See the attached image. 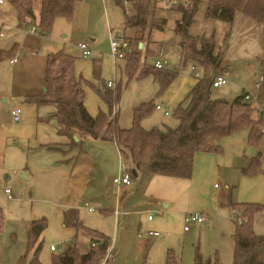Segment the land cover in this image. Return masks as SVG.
Listing matches in <instances>:
<instances>
[{"label":"crops","instance_id":"obj_1","mask_svg":"<svg viewBox=\"0 0 264 264\" xmlns=\"http://www.w3.org/2000/svg\"><path fill=\"white\" fill-rule=\"evenodd\" d=\"M83 2L77 3L75 9ZM39 10L40 0H32L30 14L21 20L13 2L4 0L0 3V207L3 213V202H14L11 205L22 211L26 219L23 222L27 232L31 221L44 218L45 227L40 240L45 250H50V245H54L55 249L50 251L54 252L60 246L62 252L65 244L73 241L82 252H86L92 237L64 222L65 210L76 209L84 227L110 239V246L115 252L112 264L135 263L133 254L140 250L144 257L142 264H167L169 252L175 264L180 260L183 262L186 242L190 238V227L187 231L183 229L184 214L200 213L206 216V221L193 225L212 226L224 218L223 209L229 212L232 207L239 208L236 204L263 206L254 213L252 226L256 234L264 237V162L253 175L244 171L251 160L264 158V133L257 147L248 143L244 131L225 138L219 152L197 153L190 178L144 175L131 179L128 185H117L113 178L120 175L123 169L113 141L78 136L75 141L80 142L77 144L73 139L59 134V127L51 117L54 111L52 106L36 105L26 100L29 96L44 93L47 57L64 51L75 58V75L83 79V102L91 116L95 117L100 111L108 113L101 94L106 90V81H112L110 89L120 88L117 105V124L120 128H130L134 109L148 102H153L159 108L141 119V127L145 130L174 128L177 121L172 117V111L188 103L189 93L198 83L191 71L193 62L182 61L180 38L175 35L174 27L173 35L166 40L157 41L152 39V35V38L147 35L146 41H138L137 44L143 57L146 50L154 51L149 57L150 65L158 58L168 61L164 72L171 73L172 78L159 92L161 75L159 78L149 73L139 79L136 77L137 71L135 76L129 77L126 72L127 60L100 54L98 51L103 44L94 43V38L81 40L86 41L92 51L90 57H83L77 47L78 42L70 38L72 27L65 18H56L50 33L42 35L37 28ZM238 13L241 12H236L235 16ZM241 14L243 26L239 35L242 39L236 42H239L238 46L248 47L252 44V50L245 48L244 52H238L235 60L244 67L245 61L256 59L259 72L258 61L264 58V22ZM180 17L181 14L178 20ZM193 24L189 28L190 35L213 36L215 53L221 48L224 50L220 66L210 72L211 77L223 74L228 80L225 85L216 88L220 90V96L226 99L234 92L245 91L235 79L232 55H227L229 41H234V34L226 32L223 38L214 37L213 33L207 35L193 30ZM32 26L36 27L38 34L28 32ZM111 26L115 27L114 19L108 27ZM124 26L123 31L117 32L124 34L128 42L139 34L141 36V30ZM127 29L135 31L129 36L126 35ZM224 30L232 31V28L226 27ZM140 42L141 48L138 47ZM154 42H157L155 50L152 49ZM13 57H16V61L11 63ZM95 63L100 65L98 79L93 74ZM197 68L201 78L203 69L199 65ZM241 70L245 72V68ZM253 96L264 104V86ZM16 105L22 109L19 122L11 118V109ZM6 188L11 190V199L5 193ZM17 202L20 204H15ZM22 206H26V210H21ZM150 214L152 219L148 220ZM148 230L159 234L146 236ZM30 257L24 264L28 263Z\"/></svg>","mask_w":264,"mask_h":264},{"label":"trees","instance_id":"obj_2","mask_svg":"<svg viewBox=\"0 0 264 264\" xmlns=\"http://www.w3.org/2000/svg\"><path fill=\"white\" fill-rule=\"evenodd\" d=\"M10 1L17 6L21 20L30 14L32 0ZM80 1L82 0H40L37 28L41 34L48 35L54 20L58 17L71 20L75 6ZM198 1L200 0H194L190 8L183 10L180 19L174 24V33L180 38L182 61L191 60L194 65H199L203 69V76L189 93L188 103L181 104L172 111L171 115L177 121L176 127L143 129L141 119L156 108L153 102H148L134 109L130 128H120L117 124L120 88L113 90L106 87L101 97L108 107V113L100 111L95 117L91 116L83 102V79L75 75V58L64 51L47 57L44 93L29 96L26 100L36 105L52 106L54 111L51 117L56 121L61 135L74 141V137L78 136L113 141L119 151L122 165L129 172L131 179L144 175L190 178L195 155L200 152H219L224 139L235 133L245 131L248 143L257 147L264 133V114L260 113L258 118L253 116L252 104L244 98L248 92L243 91L231 101L211 98L212 81L215 76L211 77L210 72H214L220 66L224 50L221 48L215 53L213 36L205 38L189 34V28L198 10ZM116 4L118 5L117 2ZM150 5L151 0H135L132 14L124 13L126 16L124 27L140 29L142 33L139 38H134L136 44L133 45V41L129 42L132 52L126 58V72L132 77L138 71L136 77L139 79L149 73H154L159 78L161 75L159 91L161 92L171 80L172 74L164 72L165 69H156L153 64L150 65L148 62L150 51L146 50L143 57L141 50L137 48L138 41H142L149 22ZM236 12H241L257 22H264V0H209L205 8V17L231 23ZM150 19V27L158 30L165 27V19L159 20L154 17ZM258 70L263 77L264 85V58L259 59ZM99 73L100 65L95 63L94 77L98 79ZM75 142L79 144L80 141ZM258 166V160L253 159L244 171L253 175L257 172ZM132 172H135L136 176ZM236 205L233 206L239 209L241 222H234L231 264H264V237L256 234L252 226L254 213L263 209V206L246 203ZM64 222L88 233L92 239L86 252H82L73 241L66 243L61 253L52 256V264H102L107 253L109 256L105 264L113 263L115 252L110 246V239L84 227L78 219L76 209L65 210ZM4 223V213L0 207V231ZM44 227V218L33 220L29 224L27 249L32 252L27 264H42L39 253L42 248L40 236ZM91 243L95 245L92 246ZM166 263L175 264L170 252L167 254ZM194 264H211L209 261H202L198 246L195 248Z\"/></svg>","mask_w":264,"mask_h":264},{"label":"rangeland","instance_id":"obj_3","mask_svg":"<svg viewBox=\"0 0 264 264\" xmlns=\"http://www.w3.org/2000/svg\"><path fill=\"white\" fill-rule=\"evenodd\" d=\"M208 1L209 0L198 1V10L194 16L195 21L192 28L193 30H197L200 33H206L207 35H211L213 33L214 37L218 36L219 38H223L226 32H232L234 34V41H229L230 50L227 52V55H232L231 64H234L233 70L235 79L240 82L241 85H243L246 92L254 95L255 91L261 90L262 86H264L261 85L260 89L256 88V84L259 82L261 77L256 68V59L245 61L246 63L244 67L242 64H240L241 62L235 60L238 52H244L245 48L252 50V44L246 47L238 46L237 43L239 42H236L242 39V36L239 35V31L243 26V21L241 20L242 14L238 13L231 24H226L213 19H207L205 17V8L208 4ZM105 8H107V10ZM149 11V22L143 34L142 42L144 40L146 41V36L148 34L150 37L152 35L153 38H151L157 41L166 40L168 37L172 36V28L174 27L175 21L178 20L179 14H181L183 10H169L174 12L167 13L166 10L154 6L151 0ZM177 12H179V14ZM130 14H132V11ZM125 17L126 16L124 12L114 1L110 2L107 6H104L103 0H100L99 2L96 0H84L82 4L77 5L72 19L69 20V24L72 27L70 38L75 43L79 42V40H90L94 38V43L101 42L103 44L101 50L98 52L104 55L109 54L110 56V30H112L113 33H116V31H123L122 28L124 26ZM151 17L159 20L166 19L165 27L162 30L150 27ZM113 19L115 20V27L111 26V28H109V23ZM226 27L227 29L228 27H231L232 31H225L224 29ZM125 31L126 35L131 36L135 30L127 29ZM139 37L140 34L136 36L135 39ZM135 39L133 40V45L136 44ZM156 43L152 47L154 50L157 48ZM153 52L154 51H151L150 54ZM150 60L151 59L148 58L149 63ZM230 68L231 66H229V69ZM242 68H245V72L241 70ZM226 87L227 86H224L223 88ZM219 91V89L212 88L211 96L213 98H222ZM235 93L236 92L226 99L231 101L238 95H241L242 91L239 90L237 94ZM251 104L253 107V116H260L261 112L258 105L255 102H251ZM263 162L264 158L258 159V164L260 166ZM236 186L235 189L237 188ZM11 204H14V202L5 201L2 204L4 206L5 223L3 229L0 231V264H24L32 252L31 250L27 249V227L23 222L26 219L24 218L22 211L15 209ZM15 204L19 205L20 203L17 202ZM22 207L23 208L21 210H26L27 208L26 206ZM222 213H225L224 218H220V221L214 222L212 226H199L193 225L195 223L192 222L189 223L190 238H188L186 242L184 259L183 262L180 260V264H194L195 248L197 246L198 252L203 262L209 261L211 264L232 263L234 249L232 234L235 227L234 222L229 217L228 209H223ZM60 252V246L57 247L56 251L52 252L49 249L45 250L44 246L42 245V249L39 254V260L42 264H52V256L57 255ZM126 254L132 253L127 252ZM134 257L136 258V262H129V264H142L144 257L141 250L136 255L133 254V258Z\"/></svg>","mask_w":264,"mask_h":264},{"label":"built area","instance_id":"obj_4","mask_svg":"<svg viewBox=\"0 0 264 264\" xmlns=\"http://www.w3.org/2000/svg\"><path fill=\"white\" fill-rule=\"evenodd\" d=\"M117 2L119 7L121 8V10L125 13V14H130L131 11L133 10V4L135 2V0H103L105 5H108L110 2ZM4 0H0V3H3ZM154 6H156L157 8H162V9H166V10H185L190 8L193 3L194 0H152ZM28 32L30 33H34V34H38L37 29L35 26H32L29 28ZM111 37H110V54L113 58L115 59H126L128 55H130V53L132 52V47L129 44V42L127 41V39L125 38L124 34H122L121 32H117L110 33ZM77 47L79 48V50L81 51V54L83 57H88L91 55V49L88 46V43L86 41H80L77 44ZM16 61V57H13L10 62L13 63ZM154 67L156 69H165L168 66V61L166 59L163 58H158L154 61L153 63ZM191 71L193 74V77L195 79H199L200 75L198 72V68L195 65L191 66ZM262 81H263V77H260L259 82L256 84V88L260 89L261 85H262ZM228 82L227 78L225 77V75L223 74H218L214 77L213 81H212V87L213 88H220L221 86L225 85ZM113 86V82L112 81H108L106 82L105 87H112ZM103 89V88H101ZM245 100L247 102H255L261 113H264V104L259 100V98H257L256 96H253L252 94L248 93L247 95H245ZM156 108H159V106L156 105ZM21 114H22V109L19 105L14 106L11 109V118L14 122H19L21 120ZM264 131V128H263ZM122 169L123 172L118 175L117 177L113 178V182L117 185H128L131 181V177L129 172L125 169V167L122 165ZM5 193L7 194L8 198H12V194H11V190L9 188L5 189ZM229 217L233 222H241V218H240V211L237 208H230L229 210ZM148 220L152 219V214L147 216ZM206 221V216L200 214V213H188L185 214L184 216V231L189 230V223H203ZM159 234V232L154 231V230H148L145 235L147 236H157ZM92 246L95 245V243L91 244ZM55 246L54 245H50V250H54ZM109 253H107V255L105 256L102 264H105L107 259H108V255Z\"/></svg>","mask_w":264,"mask_h":264},{"label":"water","instance_id":"obj_5","mask_svg":"<svg viewBox=\"0 0 264 264\" xmlns=\"http://www.w3.org/2000/svg\"><path fill=\"white\" fill-rule=\"evenodd\" d=\"M138 47H139V48H141V47H142V43H141V42L139 43ZM43 90L45 91V89H43ZM74 139H77V138H76V137H74ZM132 174H133L134 176H136V173H135V172H132Z\"/></svg>","mask_w":264,"mask_h":264}]
</instances>
